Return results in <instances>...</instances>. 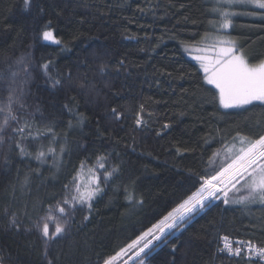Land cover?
Instances as JSON below:
<instances>
[{
  "label": "trees",
  "instance_id": "obj_1",
  "mask_svg": "<svg viewBox=\"0 0 264 264\" xmlns=\"http://www.w3.org/2000/svg\"><path fill=\"white\" fill-rule=\"evenodd\" d=\"M217 3L30 0L26 8L24 0H0V102L23 57L28 73L19 71L15 79L27 81L24 107L14 110L33 134L23 139L22 155L11 129L0 133V264H103L200 188L201 177L214 171L208 159L218 167L225 145L241 147L238 134L264 133V104L221 108L213 100L215 89L184 52V46L216 33ZM225 7L234 14L228 30L219 31L232 36L250 62L263 60L264 9ZM46 30L59 43L43 41ZM43 64L49 65L47 75ZM49 76L62 84L53 87ZM141 104L147 126L138 129L134 118ZM113 107L122 113L120 121L112 119ZM50 146L56 159L46 154L38 160L37 152ZM98 157L118 171L102 185L91 210L78 207L67 235L46 245L37 222L49 207L59 216L55 206L65 185L69 192L74 182L82 191L94 186L103 171ZM49 229L54 232L55 225ZM220 236L264 247V205L214 201L127 264H247L217 254Z\"/></svg>",
  "mask_w": 264,
  "mask_h": 264
},
{
  "label": "snow or ice",
  "instance_id": "obj_2",
  "mask_svg": "<svg viewBox=\"0 0 264 264\" xmlns=\"http://www.w3.org/2000/svg\"><path fill=\"white\" fill-rule=\"evenodd\" d=\"M29 3L30 0H24L26 8H28ZM236 3L250 4L255 8L264 9V0H218V3L213 6V11L219 16L216 37L211 44L198 50L202 53L211 50L214 55H196L193 57L200 64L204 83L215 89L213 100H218L219 106L223 109L244 108L257 101L264 104V60H260L258 63L250 62L243 50L233 40L227 39L226 34L219 31L230 26V16L234 14L230 13L225 5L231 7ZM251 14L255 15V13ZM42 37L45 41L51 40L53 33L50 30L43 31ZM55 42L59 43V41ZM16 63L23 67L12 71L6 100L0 102V114H3L2 119H0V133L10 128L13 134L10 139L18 138L16 147L24 155L26 152L22 141L25 136L32 137L33 134L27 121L21 124L20 117L14 110V105L24 107V89L22 85L27 81L22 80L17 84L15 78L19 71L28 73V65L23 57L18 59ZM123 64L124 61L121 60L120 65ZM42 67L47 75L50 71L49 65L43 64ZM105 69L106 66L101 65V74L105 72ZM68 78L71 79V74ZM49 79L52 81L53 87L62 84V81L58 78L53 79L49 76ZM144 111V105L141 104L135 113L134 122L138 129L147 126V122L142 115ZM111 112L113 114L112 119L121 120L122 113L118 112L115 107L111 108ZM163 127L168 129L169 124L165 123ZM48 131L51 132L52 129L49 128ZM157 135H160V133L157 132ZM38 136L39 133L36 134V138ZM238 138L241 147L234 149V146L228 147L225 145V156L218 167L216 166V160L211 157L208 159V164L214 168L213 174L201 177L203 182L199 191L180 204L179 207L183 209V213L179 217L175 215V212H170L158 224L129 243L127 247L121 248L115 255L105 259L103 264H116L119 259L133 249H137L135 255L140 257L152 243V240L147 239L148 237H152L153 240H160L165 228L174 229L185 225V223H191L195 215L211 208L214 201L222 200L225 205L230 203L245 206L253 203L264 205V133L257 135L255 138L238 134ZM2 142L3 135H0V143ZM60 151L62 153L63 148ZM46 154L52 155L54 160L57 157L56 149L50 146L47 153L42 150L38 151L36 158L43 160ZM213 155L218 156L219 153ZM98 159L100 160L99 169L103 171L99 176L94 177V186L82 191L80 186L74 182V191L69 192V185H65L66 194L56 202L55 206V212H58L59 216H56L53 209L49 207L47 213L37 222L36 227L41 232L46 245L49 241L55 242L67 235L70 222L78 207H87L91 210L93 207L92 201L102 191V185L107 183L118 171L116 166L111 169L106 166V157H98ZM101 176L103 177L102 180ZM241 193L243 194L241 195ZM230 194L232 195L230 196ZM139 203H143V201H139ZM11 223L14 227H17V230L19 229L15 218L12 219ZM50 223L55 225L54 232H50ZM157 232L160 235H157ZM221 239L223 247L219 248L218 251L221 253L226 252L228 257L244 259L247 264H256L253 257H259L260 261H264V247H258L251 241H237V246L233 247L227 236ZM173 251H175V248ZM124 264H127V261ZM139 264H144L143 259H140Z\"/></svg>",
  "mask_w": 264,
  "mask_h": 264
},
{
  "label": "rangeland",
  "instance_id": "obj_3",
  "mask_svg": "<svg viewBox=\"0 0 264 264\" xmlns=\"http://www.w3.org/2000/svg\"><path fill=\"white\" fill-rule=\"evenodd\" d=\"M223 30H228V28L227 29H223ZM221 32V31H220ZM221 33H223V32H221ZM223 34H226V33H223ZM215 37H216V33L215 34H213V33H209V35H206V36H204L202 39H201V41L199 42V44H197V45H189V46H184L183 48H184V52H185V54L187 55V57H190L191 59H193V57L194 56H196V55H209V56H211V55H214V53L211 51V50H209L208 52H204V53H202V52H200V51H198L200 48H204V47H206L207 45H209V44H211L212 42H213V40L215 39ZM226 38L227 39H230V40H233L236 44H237V42L235 41V39L232 37V36H229L228 34H226ZM42 39H43V37H42ZM43 41H45L44 39H43ZM56 41V39L53 37L51 40H48V41H45V42H51V43H56L55 42ZM195 62H196V64L198 65V68H200V64H199V62L198 61H196L195 59H193ZM264 60V59H263ZM258 63V62H257ZM199 189L200 188H198L191 196H193V195H195L198 191H199ZM188 199V198H187ZM180 206V205H179ZM178 206V208H176L175 209V211H173V212H175V215L177 216V217H179L182 213H183V209H180V207ZM168 215V214H167ZM167 215H165V216H167ZM164 216V217H165ZM164 219V218H163ZM162 219V220H163ZM159 223V222H158ZM158 223H156V224H158ZM156 224H154V225H156ZM152 228V227H151ZM168 229L167 228H165L164 229V233L167 231ZM163 233V234H164ZM157 235H160V233L159 232H157L156 233ZM162 236V235H161ZM148 240H152V243L151 244H153V243H155V241L156 240H153L152 239V237H148L147 238ZM150 244V245H151ZM134 250V249H133ZM137 251V249H135V252ZM135 252H134V254L133 255H129L131 252L129 251L128 253H127V255H124L121 259H119L117 262H116V264H124V262L125 261H129L130 259H132L133 257H134V255H135Z\"/></svg>",
  "mask_w": 264,
  "mask_h": 264
},
{
  "label": "built area",
  "instance_id": "obj_4",
  "mask_svg": "<svg viewBox=\"0 0 264 264\" xmlns=\"http://www.w3.org/2000/svg\"><path fill=\"white\" fill-rule=\"evenodd\" d=\"M222 237H224V236H220L219 237V240H218V243H217V245H216V252H217V254L219 255V254H224V255H226L227 257H228V255H227V253L226 252H224V253H221V252H219L218 251V249L219 248H221V247H223V241H222ZM229 240L232 242V245H233V247H236L237 246V241H246V240H242V239H237V238H231V237H229ZM253 243V242H252ZM253 244H255V243H253ZM256 245V244H255ZM257 246V245H256ZM259 247V246H258ZM230 258V257H229ZM232 258H235V257H232ZM239 259V258H238ZM253 259H254V261H259V263H261V264H264V261H260L259 260V257H253Z\"/></svg>",
  "mask_w": 264,
  "mask_h": 264
}]
</instances>
